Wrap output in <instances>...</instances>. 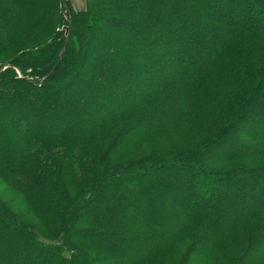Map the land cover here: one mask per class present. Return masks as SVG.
<instances>
[{"label": "trees", "instance_id": "trees-1", "mask_svg": "<svg viewBox=\"0 0 264 264\" xmlns=\"http://www.w3.org/2000/svg\"><path fill=\"white\" fill-rule=\"evenodd\" d=\"M70 6L0 0V264H264V0H86L51 73Z\"/></svg>", "mask_w": 264, "mask_h": 264}, {"label": "rangeland", "instance_id": "rangeland-1", "mask_svg": "<svg viewBox=\"0 0 264 264\" xmlns=\"http://www.w3.org/2000/svg\"><path fill=\"white\" fill-rule=\"evenodd\" d=\"M6 1L14 2L18 0H6ZM47 1L50 2L51 0H47ZM67 1L68 3H70L71 6L64 9L62 20L60 24L58 25V27H56L57 38L55 41H51L50 43V45L55 46V47L57 44L56 42L61 43L67 37L68 27L70 26L69 24V20L71 17L70 13H72L71 10L73 11V13H75L77 10L84 9L86 7V0H66V3ZM34 9L35 8L28 7V10L30 11H34ZM31 21H32V18L26 17L24 18L22 22H20L17 25V30H18L20 37L25 35L26 31L29 30L28 27L27 29H25V27L27 24H31L32 23ZM7 66L8 65L6 64L5 66L2 67V69H5V67ZM14 67L18 71L19 77H21L22 74H20L19 69L16 66ZM28 76L32 80H38L39 78V76H33V75H28ZM194 129H197V128L195 126H193V128H188V125L183 124V122L180 125L172 126L168 129V131L164 134V136L160 137L158 141L153 142V143H148L144 146L139 147L136 150V152L130 153L129 155H127V157H130L133 154L141 155V154L147 153L148 151H152V148L156 149V148L161 147L163 150L168 151L170 149H175L176 147H179V146L182 147L185 145V141L187 139L192 138V136H194L193 135L194 133L192 131ZM252 163L261 164V163H264V159L261 158L260 160L252 161ZM0 196L12 206V208L18 214V216L22 218L25 222L31 223L34 226L40 227L41 222L37 219V217H35L32 214L31 215L29 214L28 216V207H17L16 206L15 203L18 199V194L14 191H8V189L1 182H0ZM230 251L231 250L220 252L219 254L214 255L208 259H205L202 262H199V263L197 262L196 264H229L230 257L232 256L231 255L232 252L231 254L228 253Z\"/></svg>", "mask_w": 264, "mask_h": 264}, {"label": "water", "instance_id": "water-1", "mask_svg": "<svg viewBox=\"0 0 264 264\" xmlns=\"http://www.w3.org/2000/svg\"><path fill=\"white\" fill-rule=\"evenodd\" d=\"M62 3H63V5L64 6H66L67 5V3H66V0H62ZM71 25L68 27V33H67V37H66V41H65V43H64V46H63V48H62V50H61V52H60V55H59V58H58V61H57V63H56V65H55V67H54V69L51 71V73L55 70V68L58 66V64H59V62H60V60H61V58H62V56H63V54H64V52H65V50H66V48H67V45H68V42H69V39H70V35H71ZM50 73V74H51Z\"/></svg>", "mask_w": 264, "mask_h": 264}]
</instances>
